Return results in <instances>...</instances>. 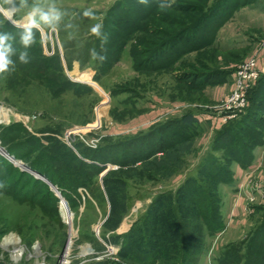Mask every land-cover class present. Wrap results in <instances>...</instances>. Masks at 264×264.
I'll return each instance as SVG.
<instances>
[{
  "label": "rangeland",
  "instance_id": "1",
  "mask_svg": "<svg viewBox=\"0 0 264 264\" xmlns=\"http://www.w3.org/2000/svg\"><path fill=\"white\" fill-rule=\"evenodd\" d=\"M34 3L54 4L62 16L54 28H33L30 63L14 56L15 71L0 76V155L11 154L0 160V264H141L132 248L148 247L144 219L158 212L153 242L160 246L181 185L203 162L217 167L205 156L213 151L226 165L231 152L243 151L251 162L247 168L238 160L230 163L234 177L237 170L244 174L235 198L231 185H207L220 207L219 232L202 218L206 214L195 198L178 215L186 228L181 247L188 245L178 263L226 264L224 253L249 244L264 219V152L257 160L264 143L258 145L254 135L263 124L249 121L254 132L247 139L241 132L221 142L218 136L249 106L250 89L243 108H229L240 66L252 57L264 61V0H27L25 7L20 0L15 7L0 0V32L13 33L17 49ZM186 4L202 10L183 14L179 8ZM189 21L193 29L183 26ZM96 24L108 35L103 51L91 32ZM92 49L106 60H93ZM188 113L201 126L174 175L146 170L180 136L169 124ZM11 152L19 154L17 165ZM56 166L57 181L66 178V186L75 188L69 201H57L53 187L36 177ZM112 174L124 178L127 192V212L115 231L104 225ZM160 194L165 197L153 209ZM261 251L262 237L252 252L263 264Z\"/></svg>",
  "mask_w": 264,
  "mask_h": 264
},
{
  "label": "trees",
  "instance_id": "2",
  "mask_svg": "<svg viewBox=\"0 0 264 264\" xmlns=\"http://www.w3.org/2000/svg\"><path fill=\"white\" fill-rule=\"evenodd\" d=\"M162 3L164 4L163 1ZM166 4L167 3H165V5ZM179 9L183 14L185 13L187 14L190 10L192 12L200 13V10H202L201 8L198 7V5H194V4H186L180 7ZM197 18L199 19V21L198 19L195 20V23H197L195 25H199L200 23V17L198 16ZM170 20L171 19L167 16L164 22L168 23ZM171 22L173 23L174 21ZM189 22H191V24ZM189 22H185L183 26H185L186 29H193L195 27V25L193 24L194 21L193 22L189 21ZM199 28L197 27V29ZM263 102H264V74L261 75L257 83L254 84L249 91V106L247 110L244 111V113H242L237 119L231 122L229 127L223 129L221 132H218L219 133L218 136H220L219 141L221 142V140H224V137L226 136H229L230 139H232V136L233 134H235V132H241L245 137V139L252 137V133L254 131L253 129H250L249 121L252 122L254 121V122H258L259 124L260 123L263 124L260 127V130L262 129L260 133L254 134L257 135L256 137H257L258 145H262L264 143V112L262 111V109L264 110V108L262 107ZM169 125L170 127H174V130L177 131L179 130L180 136L177 135V137L174 138V140L172 141L173 142L172 147L168 149V151L165 153V157L163 158L154 157L150 162L146 163L145 165L146 170L151 169L155 173L163 176L174 175L177 164H179L180 161L182 160L181 154L191 149L192 140L194 136L193 133L197 131L199 132V126H201L200 121L192 113H188L181 117H177ZM243 147H245V145ZM162 150L164 151L165 148L163 147ZM210 152L211 153L207 154L205 157L207 156L210 157L211 155V158L213 160L211 164H215L217 165V167H212L213 168L212 169L209 163L203 162L200 169L198 170L197 175L191 176L190 178L187 179L188 182L186 184L184 182L181 185L183 186V188L180 189L182 197L178 200L177 205L171 207L172 216L169 219H166V223H164L167 227H165L163 230V239L161 240L162 244L160 246H158L155 242H153V240H155L156 233L158 232L156 229L158 228V226H160L158 219L159 216L158 212H155L154 215L151 214L150 219L149 217L148 219H144L143 223L146 222L147 230L149 232L147 241H145L148 247L147 248L144 247L145 249H143L142 247L138 249L136 247H134L135 249L132 248L138 255L141 264H155L156 262H161L163 264H179L178 256L182 252V250H183V255L186 254L188 250V245L186 244L185 249L184 248L182 249L181 247L182 246L181 238L186 233V228L182 227V224L180 222V217H178V215L182 213L184 207H186L188 202L193 198H195V200L196 199L198 200L197 201L198 207L203 209V211L205 212L204 214L206 215H203L202 218L209 223L208 226L212 228L213 233L219 232L222 229L221 227H223V223H222L223 219L219 214V208H220L219 204H217L218 203L217 199L212 198L210 196V192L208 191L207 185H212V183L215 184L224 183L227 185H232L234 183L235 177L233 176V171L230 168L231 161L238 160L240 163L242 162V166L244 168L245 167L247 168L251 162L248 160L249 156L246 157L241 155L243 151L241 153L238 152L234 155L231 152V157H229L231 158L229 159L230 163H227L225 165V163H223L220 159H218L215 155L212 154L213 151ZM11 153L16 158H18L19 155L18 153L16 152H11ZM150 153L151 155L156 154V152H154L153 150H148L147 154L149 155ZM0 160L4 161L6 160V157L0 155ZM57 169L58 167L56 166L54 168V171H52V169L50 170V173L41 170L40 173L45 177H47L51 182L55 183L59 187L62 195L69 201L68 198L71 197L70 195L74 194L73 191H75L74 190L75 188L66 186L67 184L65 183H68V180L66 178H63L66 182H63L62 178L57 181L55 177V174L58 173L57 171H55ZM209 170H211L210 174L208 173ZM51 173H53V175ZM40 180L45 184H48L46 181L42 179ZM190 185L192 186L189 187ZM212 189L211 191L214 190ZM106 191L109 197L111 210H110V215L107 218L104 225L107 230L115 231L120 225L123 215L126 214L127 212L126 181L124 180V178L119 177L117 174H112L107 179ZM170 192L171 191H167L165 194L167 195V193L169 194ZM163 196H164L163 194H160L158 197H156L153 200V202L151 203L153 209L157 206L158 201ZM55 198L57 201L58 199H60L57 196H55ZM260 237H262V239L264 238V219L252 231L251 238L249 239V244L247 245L242 244L240 247L234 246L228 249L224 253L223 255L224 262H226V264L227 263L243 264L244 262H245L244 264H260L258 263V260L255 259L256 253L252 252L255 242H257V240ZM106 240L109 241L110 239L106 238ZM173 253H175L176 255ZM262 254L264 257V252H262ZM173 255L175 257H172ZM263 264H264V260H263Z\"/></svg>",
  "mask_w": 264,
  "mask_h": 264
},
{
  "label": "clouds",
  "instance_id": "3",
  "mask_svg": "<svg viewBox=\"0 0 264 264\" xmlns=\"http://www.w3.org/2000/svg\"><path fill=\"white\" fill-rule=\"evenodd\" d=\"M13 7L14 0H5ZM140 3H146L147 0H139ZM175 2V0H173ZM20 6H27V0H20ZM163 8V5H161ZM62 13L54 4L49 5L47 8L41 7L38 3H34L31 6V10L28 13L29 27L24 28L19 33L20 49H17L15 45L16 36L11 32H0V76L15 71L16 61L14 56L18 57V60L22 64L30 63V55L28 49L35 42V36L33 28H39L41 25H47L50 28H54L60 21ZM39 26V27H38ZM91 32L101 41V49L103 51L104 45L107 43L108 35L103 31L102 24H96ZM90 56L93 60L103 63L106 60V56L102 52H97L96 49L90 50ZM0 187H3L0 184Z\"/></svg>",
  "mask_w": 264,
  "mask_h": 264
},
{
  "label": "built area",
  "instance_id": "4",
  "mask_svg": "<svg viewBox=\"0 0 264 264\" xmlns=\"http://www.w3.org/2000/svg\"><path fill=\"white\" fill-rule=\"evenodd\" d=\"M262 53L264 54V40L261 43ZM262 69L260 67V59L252 57L242 64L236 74L237 88L230 97L232 104L229 108H243L246 105L248 89L257 82L261 77ZM236 111L233 110V113Z\"/></svg>",
  "mask_w": 264,
  "mask_h": 264
},
{
  "label": "crops",
  "instance_id": "5",
  "mask_svg": "<svg viewBox=\"0 0 264 264\" xmlns=\"http://www.w3.org/2000/svg\"><path fill=\"white\" fill-rule=\"evenodd\" d=\"M260 67H261V69L263 71L264 61L260 62ZM197 119L199 120L200 118H197ZM263 152H264V145L259 147L258 150H257V160L258 159L261 160V157H263ZM242 172H243L242 170L241 171L237 170L236 173H235V178H234L233 185H231V186L227 185V186L231 187V193H229V194L232 197V199L235 198L234 196L236 195V192H237L236 188L238 187L237 184L239 183V181H242L243 178H244L243 177L244 174ZM239 208H241V206ZM238 211H241V210L238 209Z\"/></svg>",
  "mask_w": 264,
  "mask_h": 264
},
{
  "label": "water",
  "instance_id": "6",
  "mask_svg": "<svg viewBox=\"0 0 264 264\" xmlns=\"http://www.w3.org/2000/svg\"><path fill=\"white\" fill-rule=\"evenodd\" d=\"M16 25H18L17 23H16ZM0 152H2V151H0ZM3 156H6V157H8L9 158V156L8 155H10V153H8L7 151H6V154H3V153H1ZM13 157H15V156H13ZM11 160V159H10ZM38 178V177H37ZM40 178V177H39ZM43 178H45V176H43L42 175V178L41 179H43ZM46 180V182L49 184V185H51L52 187H53V190L56 192V194L61 198L62 197V193H61V191L59 190V188L57 187V186H55L48 178L47 179H45Z\"/></svg>",
  "mask_w": 264,
  "mask_h": 264
},
{
  "label": "bare ground",
  "instance_id": "7",
  "mask_svg": "<svg viewBox=\"0 0 264 264\" xmlns=\"http://www.w3.org/2000/svg\"><path fill=\"white\" fill-rule=\"evenodd\" d=\"M5 115H6V114H5ZM0 148H2L1 145H0ZM10 155H11V154H10ZM12 156H14V155H12ZM6 158L9 159L8 157H6ZM16 159H17L16 157H12V161L15 162V163H14L15 165H17V162L20 161V160H18V159L16 160ZM35 173H37V172H34V174H35ZM37 174H39V175L36 176V177H38V178L40 177L39 179H41V178H42V174H40V173H37ZM43 176H44V175H43ZM45 179H47V177L43 178L42 180L46 181ZM62 197L65 198L63 195H62ZM60 199H61V198H60ZM9 239H10V238H9ZM11 239H12V238H11ZM15 244H16V243H15ZM18 244H19V243H18Z\"/></svg>",
  "mask_w": 264,
  "mask_h": 264
}]
</instances>
